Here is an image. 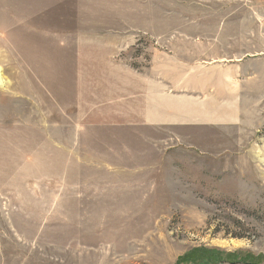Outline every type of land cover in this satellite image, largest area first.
Segmentation results:
<instances>
[{"label":"rangeland","instance_id":"374dc122","mask_svg":"<svg viewBox=\"0 0 264 264\" xmlns=\"http://www.w3.org/2000/svg\"><path fill=\"white\" fill-rule=\"evenodd\" d=\"M104 58L173 111L211 83L237 118L114 126L81 89ZM244 260L264 264V0H0V264Z\"/></svg>","mask_w":264,"mask_h":264},{"label":"crops","instance_id":"0c3cea01","mask_svg":"<svg viewBox=\"0 0 264 264\" xmlns=\"http://www.w3.org/2000/svg\"><path fill=\"white\" fill-rule=\"evenodd\" d=\"M101 66L99 90L90 87L88 82H85L81 89L91 90L82 92L85 97H91L94 102L88 105V111L99 113L100 119L109 121L114 126L117 124L132 130L155 131L158 126L176 124L177 118H181L187 125L204 118L214 119L215 122L216 120L230 122L237 118V115L233 117V114H227V109L224 110L225 107H221V109L218 107L216 110V89L211 88L206 93L203 88L199 89L202 85L210 88L212 87L211 83L207 86L204 82L197 83V86L187 84L186 86H190L187 89L193 91L197 96V99H190V101H197V110L190 108V105L187 104L188 101L184 104L189 98L181 97L179 98L182 103L180 109L173 111V96L167 93H158L157 81L150 75L142 76L132 66L124 67L107 58L102 60ZM197 90H200V93H197ZM171 113L176 116L175 119H171Z\"/></svg>","mask_w":264,"mask_h":264},{"label":"trees","instance_id":"16d2710c","mask_svg":"<svg viewBox=\"0 0 264 264\" xmlns=\"http://www.w3.org/2000/svg\"><path fill=\"white\" fill-rule=\"evenodd\" d=\"M242 264H252V262L247 261V260H244V261L242 262Z\"/></svg>","mask_w":264,"mask_h":264}]
</instances>
